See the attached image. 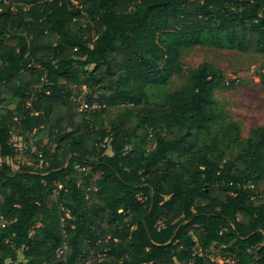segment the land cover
Segmentation results:
<instances>
[{"label":"trees","instance_id":"obj_1","mask_svg":"<svg viewBox=\"0 0 264 264\" xmlns=\"http://www.w3.org/2000/svg\"><path fill=\"white\" fill-rule=\"evenodd\" d=\"M204 24L264 54V0H0V264L21 250L26 264H212L213 245L264 264V128L235 160L220 137L200 145L211 64L148 127L128 113L104 127L108 109L142 105L144 84L173 72L162 36ZM14 132L34 133L44 170L4 162Z\"/></svg>","mask_w":264,"mask_h":264},{"label":"rangeland","instance_id":"obj_2","mask_svg":"<svg viewBox=\"0 0 264 264\" xmlns=\"http://www.w3.org/2000/svg\"><path fill=\"white\" fill-rule=\"evenodd\" d=\"M82 22L84 25L87 23L85 20ZM69 27L73 28V22ZM231 37L228 27L210 24H204L193 33L162 36L161 42L171 48L177 57L173 72L144 84L146 98L142 105L108 109L103 118L104 127L110 129L109 121L119 113H128L133 124L142 123L148 127L153 118L169 113L173 96L184 90L190 72L203 63H209L216 72L211 106L213 120L201 132L199 143L210 146L216 136L220 137V153L225 154L226 160L237 159L246 151L256 129L264 128V54L249 51L247 43ZM83 90L86 88L83 87ZM79 99H82V94ZM32 135L34 133L21 137L18 132L13 133L12 142L17 147V153L4 159V162L16 173L23 166H32L37 171L45 169L42 153ZM108 153L112 154L111 150ZM34 155L39 158H34ZM257 190L259 194L263 192L264 179L258 182ZM239 219L246 225L249 222L245 215H240ZM40 227L41 224L35 231L38 232ZM206 255L212 264H223L225 261L217 245H213ZM8 263L26 264L24 252L21 250L18 259Z\"/></svg>","mask_w":264,"mask_h":264},{"label":"water","instance_id":"obj_3","mask_svg":"<svg viewBox=\"0 0 264 264\" xmlns=\"http://www.w3.org/2000/svg\"><path fill=\"white\" fill-rule=\"evenodd\" d=\"M152 209H153V203H152V205H151V208H150L149 214L152 212ZM192 221H193V220H190V221L186 222V223L183 224V225H189ZM143 224H144V226H145V228H146V219L143 220ZM183 225H182V226H183ZM182 226H181V227H182ZM172 241H173V240H172ZM263 246H264V244H263ZM263 246H262L261 248H263Z\"/></svg>","mask_w":264,"mask_h":264},{"label":"built area","instance_id":"obj_4","mask_svg":"<svg viewBox=\"0 0 264 264\" xmlns=\"http://www.w3.org/2000/svg\"><path fill=\"white\" fill-rule=\"evenodd\" d=\"M60 253H63V251H60ZM224 260H223L224 261L223 264H225V263H231L229 259H224Z\"/></svg>","mask_w":264,"mask_h":264}]
</instances>
